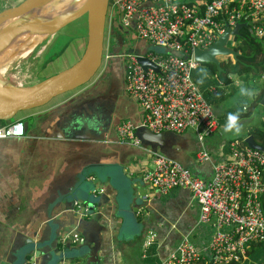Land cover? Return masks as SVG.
Wrapping results in <instances>:
<instances>
[{
  "label": "built area",
  "instance_id": "built-area-1",
  "mask_svg": "<svg viewBox=\"0 0 264 264\" xmlns=\"http://www.w3.org/2000/svg\"><path fill=\"white\" fill-rule=\"evenodd\" d=\"M108 14L125 27L134 23L133 36L145 42L140 52L128 55L125 73L126 91L144 112L141 124L157 133L192 131L201 144L197 163L203 172L212 164V174L205 178L200 175L203 172L162 153L148 154L143 181L160 194L188 191L198 205V224L204 227L205 236L210 234L209 242L199 246L190 233L183 234L159 264H200L204 260L207 264H244L252 243L264 242V151L250 147L245 138H236L229 141L228 152L220 160H213L204 143L219 133L220 121L195 83L192 70L200 64L194 49L208 48L238 23H247L251 34L264 44V0H109ZM236 36L231 33L227 45L232 41L234 48ZM147 46L176 53H157ZM139 55L158 70L144 68ZM210 90L216 92L214 87ZM25 131L22 119L0 122V138L21 137ZM118 134L121 141L140 143L131 120L119 124ZM72 240L77 243L83 237L74 233ZM156 241L157 233L150 231L145 248Z\"/></svg>",
  "mask_w": 264,
  "mask_h": 264
},
{
  "label": "crops",
  "instance_id": "crops-1",
  "mask_svg": "<svg viewBox=\"0 0 264 264\" xmlns=\"http://www.w3.org/2000/svg\"><path fill=\"white\" fill-rule=\"evenodd\" d=\"M21 1L0 0V11ZM111 66L112 61L108 59L89 85L5 122L22 119L29 125L24 136L0 138V264H21L24 237L36 231L41 234L46 220L57 212L58 204L74 198L75 191L93 176L99 177L102 187L111 193L117 192L121 184L129 197L127 204L133 206L136 200L144 206L137 215L121 214L116 205L111 207L108 220H101V230L94 234L92 247L96 259L92 264H159L187 233L196 234L195 241L191 239L198 246L209 242L210 234L205 236L204 227L198 224L199 210L192 205L189 192L179 189L165 195L153 191L142 178L143 169L149 166V155H142L141 149L131 147L135 144L121 141L118 128L112 137L117 141L108 139L109 135L105 141L88 139L100 136L101 132L105 135L104 128L110 120L114 119L116 124L124 120L139 121L144 116L137 100L127 91L113 94L107 86L97 85L98 81L111 78ZM199 79L205 98L214 97L206 99L217 105L212 106L216 114L223 112L227 103H222V94L219 91L217 94L216 89L217 95L209 96L208 84ZM184 133L189 143L183 163L201 173V165L190 157L201 144L192 131ZM215 135L209 136L204 144L216 162L228 152V144L223 139L214 144ZM211 166L208 163L207 171L200 175L209 178ZM169 195L174 199L169 200ZM172 204H178L175 210ZM150 231L157 233V241L146 249ZM86 261L87 258L80 260L79 264Z\"/></svg>",
  "mask_w": 264,
  "mask_h": 264
},
{
  "label": "water",
  "instance_id": "water-1",
  "mask_svg": "<svg viewBox=\"0 0 264 264\" xmlns=\"http://www.w3.org/2000/svg\"><path fill=\"white\" fill-rule=\"evenodd\" d=\"M47 1L23 0L16 6L0 11V22L20 16L27 8L38 6ZM108 7L109 0H89L84 9L74 12L59 25L57 24L52 28L54 31L49 36L86 15L87 41L82 57L73 65L37 83L24 87H17L13 84L19 92L9 93L8 97L0 98V121H10L21 112L46 106L55 98L86 86L94 80L105 62ZM247 26V23H238L234 29L228 27L225 33L208 48H195V60L203 64L212 63L221 73L223 66L218 58L219 55H230L234 61H237L241 55L239 50L227 45L229 35L231 33L239 35L240 29L242 27L247 28ZM29 27L34 28V25L29 23L27 19H21L13 26L6 28L4 35L27 30ZM122 27L125 26L122 25ZM130 27L134 29V23ZM129 40L131 45H134L136 38L131 36ZM147 49L157 53H176L160 46H147ZM138 60L144 68L152 67L154 70H158L155 64L142 55H139ZM260 103L264 106V94ZM113 120H110L104 128L105 135L104 132H101L100 136L88 139L105 141L106 135H109L108 139L117 141L118 139L112 137L114 133H117L121 121L113 124ZM141 121L142 119L132 121L135 126V135L140 141L139 145L133 146L132 142H127V144H131L132 148L141 149L142 155L162 153L169 159L184 164V151L189 143V137L185 133L174 131L153 132L143 126ZM28 125L26 122V130ZM245 142L252 148L264 151V146L259 144L251 134L245 137ZM177 147L181 149L178 150ZM102 183L103 181L97 176H93L92 180H85L82 186L75 191L74 198L65 200L62 205L58 204L57 212L46 220L41 234L36 231L33 235H26L22 248L21 264H24V261L25 264H79V261L85 258H87L86 264L95 262L96 257L94 255L96 254H94L92 240L94 234L101 230V220L107 221L111 215V207L116 205L121 214L133 212V215H137L139 208L144 206V203L139 204L136 200H133V206L127 204L129 197L121 184L118 185L117 192L111 193L105 191ZM111 185L115 186L114 184ZM104 227L107 229V224ZM74 233L81 235L83 240L74 243L72 240Z\"/></svg>",
  "mask_w": 264,
  "mask_h": 264
},
{
  "label": "rangeland",
  "instance_id": "rangeland-1",
  "mask_svg": "<svg viewBox=\"0 0 264 264\" xmlns=\"http://www.w3.org/2000/svg\"><path fill=\"white\" fill-rule=\"evenodd\" d=\"M53 0H48V4ZM31 9L27 8L26 10ZM37 26L30 28L29 33L32 37L37 32ZM246 39L242 36H237L236 43L238 46L244 43ZM87 41V18L86 15L78 18L77 20L71 22L70 24L64 26L59 31L54 33L52 36L46 38L41 42L33 51L26 57L19 58L15 60L5 72V77L9 82L17 87H24L31 85L39 80H42L48 76L58 73L65 68L73 65L77 62L83 55ZM131 45V41H129ZM229 46H232V41L228 42ZM236 45V46H237ZM236 46H233L236 48ZM107 48L105 44V49ZM57 53V51L63 52L60 56H56L55 59L48 60L47 57L50 56L52 51ZM222 65L226 67L229 71L231 70L233 64V58L230 55L221 54L218 56ZM227 70V71H228ZM210 66L200 63L198 67L192 70V77L195 83L200 84V79L203 78L208 87H217V94H222L224 99L222 103H227V108L222 112H218V118L220 121L219 133L216 132L214 144L218 141H224L229 143L230 140L236 138L244 139L251 133L255 128H261L264 130V106L258 102V98L261 90L262 84H264V77L253 76L252 73H236L230 72L228 77L230 82L224 81L223 77L214 75L211 73ZM4 77V75L2 76ZM223 82V83H221ZM93 84V83H92ZM89 85V84H88ZM87 86V85H86ZM240 87H245L249 89L252 93L251 96H241L239 93ZM225 91V93H224ZM211 92V93H210ZM209 96H216L217 94L210 91ZM258 94V96H257ZM207 99H213L214 97H206ZM206 99V100H207ZM208 101V100H207ZM209 102V101H208ZM229 102L231 105H229ZM210 103V102H209ZM211 104V103H210ZM212 105V104H211ZM213 105H217L213 102ZM212 105V106H213ZM246 105V106H245ZM244 106L247 108L245 109ZM229 113L238 114L239 123L241 125V132L238 135H233L232 133L224 132V125L227 122V116ZM20 114V113H19ZM18 116V115H17ZM15 119V118H14ZM221 137H220V135ZM197 152H192L191 158H195ZM152 189V188H151ZM153 190V189H152ZM154 191V190H153ZM167 196L170 199H174ZM180 201H175L179 204ZM178 204H172L173 210ZM194 208L198 207L197 203L192 204ZM195 233L191 235V238L195 241ZM264 263V244L257 245L249 254L248 260L244 264H262Z\"/></svg>",
  "mask_w": 264,
  "mask_h": 264
},
{
  "label": "bare ground",
  "instance_id": "bare-ground-1",
  "mask_svg": "<svg viewBox=\"0 0 264 264\" xmlns=\"http://www.w3.org/2000/svg\"><path fill=\"white\" fill-rule=\"evenodd\" d=\"M89 0H53L48 4L33 6L20 16L0 22V98L9 93H18L17 87L5 77V72L15 60L22 58L34 47L43 42L53 33V27L59 25L65 18L87 6ZM21 19L37 26V32L32 37L30 28L10 35H4L6 28L13 26ZM4 75V77H2Z\"/></svg>",
  "mask_w": 264,
  "mask_h": 264
},
{
  "label": "flooded vegetation",
  "instance_id": "flooded-vegetation-1",
  "mask_svg": "<svg viewBox=\"0 0 264 264\" xmlns=\"http://www.w3.org/2000/svg\"><path fill=\"white\" fill-rule=\"evenodd\" d=\"M133 32L131 27H122L117 18L110 17L108 14L105 61L108 59L112 61V76L106 81L105 79L98 81L97 85L101 87L107 86L109 93L115 94L118 91H126L125 73L128 55L140 52L144 44L142 40L137 39L134 45H130L129 38L133 36Z\"/></svg>",
  "mask_w": 264,
  "mask_h": 264
},
{
  "label": "trees",
  "instance_id": "trees-1",
  "mask_svg": "<svg viewBox=\"0 0 264 264\" xmlns=\"http://www.w3.org/2000/svg\"><path fill=\"white\" fill-rule=\"evenodd\" d=\"M238 36H242L246 40L244 41L243 44H241L240 46L237 45L235 48L240 51L241 55L239 56L237 61H233V64L231 67L232 71H229L226 67L222 65L223 70L221 73H219L214 64L212 63L206 64L210 66V68L215 74L218 73L220 78L223 77L224 81L227 83L231 81L230 78L228 77V74L230 72H236L239 74L247 72L250 74L252 73L253 76H258V77H261L262 75H264V44L260 42L256 37H254L251 34L250 30H248L247 28L242 29ZM236 40H237V36H236ZM62 53L63 52L61 51H57V53H55L54 51L51 52L50 56L47 57V61L48 60L53 61L56 56H60ZM263 94H264V84H263L262 92L259 94L258 98H256L258 102L260 101ZM0 122L5 123L6 121H0ZM250 134L253 135V137L257 140L259 144L264 146V130L263 129L259 127L255 128L251 133H249V135ZM261 244H264V242L252 243L251 251L257 245H261ZM200 264H207L206 260L201 261Z\"/></svg>",
  "mask_w": 264,
  "mask_h": 264
},
{
  "label": "clouds",
  "instance_id": "clouds-1",
  "mask_svg": "<svg viewBox=\"0 0 264 264\" xmlns=\"http://www.w3.org/2000/svg\"><path fill=\"white\" fill-rule=\"evenodd\" d=\"M239 93L241 96H251L252 93L249 89L245 87H240ZM225 133H232L233 135H238L241 132V125L239 123L238 114L229 113L227 116V122L224 125Z\"/></svg>",
  "mask_w": 264,
  "mask_h": 264
}]
</instances>
